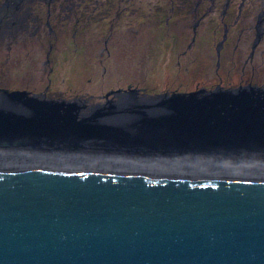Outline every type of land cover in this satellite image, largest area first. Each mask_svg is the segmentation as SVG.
I'll return each instance as SVG.
<instances>
[{"label":"water","instance_id":"95a60500","mask_svg":"<svg viewBox=\"0 0 264 264\" xmlns=\"http://www.w3.org/2000/svg\"><path fill=\"white\" fill-rule=\"evenodd\" d=\"M140 91H0V264H264V87Z\"/></svg>","mask_w":264,"mask_h":264},{"label":"flooded vegetation","instance_id":"af4514ba","mask_svg":"<svg viewBox=\"0 0 264 264\" xmlns=\"http://www.w3.org/2000/svg\"><path fill=\"white\" fill-rule=\"evenodd\" d=\"M127 32L153 58L183 66V79L205 76L162 91L264 87V0H0V91L99 99L56 86L62 61L74 73L96 46L103 63Z\"/></svg>","mask_w":264,"mask_h":264},{"label":"rangeland","instance_id":"374dc122","mask_svg":"<svg viewBox=\"0 0 264 264\" xmlns=\"http://www.w3.org/2000/svg\"><path fill=\"white\" fill-rule=\"evenodd\" d=\"M133 34L135 33L127 32L126 38L120 40L123 48L109 44L111 54L109 58L107 57L108 59H105V53L101 55L103 63H100L99 56H96V46L91 56L87 57L86 52L84 58L79 57L80 67L74 73L69 69L67 61H62L61 75L63 74L65 79L61 82L60 77H57L56 86L63 90L71 87L84 94L88 91L87 94L91 93L95 96H101L111 88L125 89L128 86L139 88L141 91L145 89V92L153 94L161 92L165 89L164 87L180 86L185 89L196 79H205V76L198 78V75L195 76V80L193 77L183 79V77H188L184 74L183 66L178 67L175 62L166 63L161 62L159 58H153L150 55L151 47L146 46V42L140 41L138 36L132 37ZM206 54H211V52ZM102 66L106 67L105 71ZM209 74V72L205 73V75ZM212 76L211 73L210 77ZM98 100H103V98L88 99V103Z\"/></svg>","mask_w":264,"mask_h":264}]
</instances>
